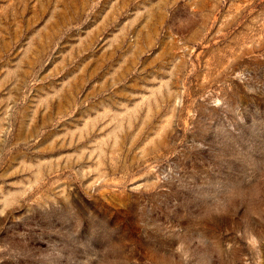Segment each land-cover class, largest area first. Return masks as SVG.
Here are the masks:
<instances>
[{
  "label": "rangeland",
  "instance_id": "rangeland-1",
  "mask_svg": "<svg viewBox=\"0 0 264 264\" xmlns=\"http://www.w3.org/2000/svg\"><path fill=\"white\" fill-rule=\"evenodd\" d=\"M0 264H264V0H0Z\"/></svg>",
  "mask_w": 264,
  "mask_h": 264
}]
</instances>
